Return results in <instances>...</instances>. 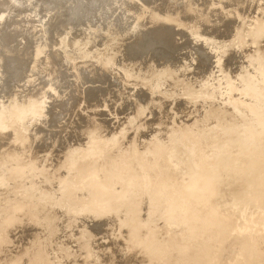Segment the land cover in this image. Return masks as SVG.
Instances as JSON below:
<instances>
[{
	"label": "rangeland",
	"instance_id": "obj_1",
	"mask_svg": "<svg viewBox=\"0 0 264 264\" xmlns=\"http://www.w3.org/2000/svg\"><path fill=\"white\" fill-rule=\"evenodd\" d=\"M5 215L8 264H264V0H0Z\"/></svg>",
	"mask_w": 264,
	"mask_h": 264
},
{
	"label": "bare ground",
	"instance_id": "obj_2",
	"mask_svg": "<svg viewBox=\"0 0 264 264\" xmlns=\"http://www.w3.org/2000/svg\"><path fill=\"white\" fill-rule=\"evenodd\" d=\"M151 1V0H150ZM153 2V1H152ZM154 5V4H153ZM189 7H191V6H189ZM135 8V7H134ZM34 12V11H33ZM150 12H151V10H150ZM32 13V12H31ZM159 14V13H158ZM157 15V14H156ZM7 19V18H6ZM76 20V19H75ZM167 21V20H166ZM27 25V24H26ZM168 27H169V25H168ZM167 26L165 27V28H168ZM173 27V26H172ZM31 28V27H30ZM160 28V27H159ZM159 28H158V30H159ZM161 28H162V26H161ZM163 29V28H162ZM162 29H160L161 31H164V30H162ZM170 29L171 28H168V31H170ZM159 30V31H160ZM143 31V30H142ZM156 32H158L157 31V29L155 30ZM154 31V32H155ZM154 33V34H158V33ZM145 33V32H144ZM151 34V33H150ZM167 34V33H166ZM142 35V34H141ZM143 36V35H142ZM150 36V35H149ZM153 36V34L151 35V37ZM156 36V35H155ZM150 37V38H151ZM150 41V40H149ZM148 41V42H149ZM22 47V46H21ZM82 47V46H81ZM36 50V49H35ZM139 52V51H138ZM131 53V52H130ZM132 55V54H131ZM134 55V54H133ZM132 55V56H133ZM136 55V54H135ZM129 69V68H128ZM43 73V72H42ZM39 82V81H38ZM26 88V87H25ZM38 92V91H37ZM88 92V91H87ZM35 94V93H34ZM93 114V113H92ZM95 114V113H94ZM91 115V114H90ZM90 115H89V118H90ZM94 116H96V115H94ZM93 116V117H94ZM92 117V116H91ZM52 118V117H51ZM89 118H87L88 119V121L87 122H89V124H93L94 125V127L90 130L91 131V133H90V137H89V139H92V138H94L95 136H94V133L96 132V130L98 129V127H101L102 126V123L100 124L98 121V118L95 120L94 118H91V119H89ZM86 119V120H87ZM98 120V121H97ZM101 120V119H100ZM86 122V123H87ZM16 128V127H15ZM88 135V134H87ZM97 135V134H96ZM61 138V137H60ZM125 141V140H124ZM56 151V150H55ZM58 153V152H57ZM131 155V154H130ZM158 155V154H157ZM126 156H127V154H126ZM162 156V155H161ZM88 157H89V155L88 154H86L85 156H83V159L84 160H87L88 159ZM128 158H130L129 160L130 161H128V160H125L126 162V164H128V165H130V164H134L133 162L135 161L134 159H132V157H129V156H127ZM126 157V158H127ZM125 158V157H124ZM122 159V158H121ZM133 162H132V161ZM123 162V161H122ZM124 163V162H123ZM137 162L135 161V164H136ZM120 165H121V163H119ZM126 164H125V168L124 169H126L127 168V166H126ZM148 165L150 164L149 162L147 163ZM110 165V164H109ZM108 165V166H109ZM16 166V165H15ZM117 166V165H116ZM132 166V165H131ZM136 166V165H135ZM18 167V166H17ZM129 167V166H128ZM133 167V166H132ZM137 167V166H136ZM119 168V167H118ZM121 168H122V170H123V167L121 166ZM133 169H135V168H133ZM163 169V168H162ZM112 171V170H111ZM128 170H124L123 172H127ZM161 171V170H160ZM77 172L78 173H80L81 171L80 170H77ZM120 172V171H119ZM118 172V173H119ZM148 172H150V171H148ZM159 172V171H158ZM110 173V172H109ZM115 173V172H114ZM124 174V173H123ZM126 174V173H125ZM153 174V173H152ZM155 174V173H154ZM201 175V174H200ZM204 175V174H203ZM122 176V175H121ZM120 176V174H119V177H121ZM159 177H160V175H158ZM207 176V175H206ZM57 177V176H56ZM113 177V176H112ZM144 177H146V176H144ZM147 177H148V175H147ZM150 177V176H149ZM118 178V177H117ZM138 178H140V177H138ZM158 178V177H157ZM206 178V177H205ZM110 179V178H109ZM115 179H116V177H115ZM120 179V178H119ZM122 179H123V177H122ZM125 179H127L126 177H125ZM156 179V178H155ZM164 179H165V177H164ZM111 180H112V178H111ZM110 180V181H111ZM128 180V179H127ZM133 180H134V178H133ZM144 180V179H143ZM92 181H94V180H92ZM113 181V180H112ZM111 181V182H112ZM117 181H119V180H117ZM123 181V180H122ZM131 181H132V179H131ZM137 181L138 180H136V185L138 186L139 185V183L142 181H138L139 183L137 184ZM98 183H101V184H104L103 183V181H101V180H99V181H97ZM109 182V181H108ZM116 182V181H115ZM121 182V181H120ZM119 182V183H120ZM133 182H135V181H133ZM74 183L75 182H73V185H74ZM118 183V182H117ZM123 183V182H122ZM191 183L192 184H200V183H202V181L201 180H198V179H192L191 180ZM110 184V183H109ZM115 184V183H114ZM130 184V183H129ZM142 184V183H141ZM140 184V185H141ZM209 185H210V183H208ZM116 185V184H115ZM120 185H122V184H119L118 186H120ZM132 186H133V184H131ZM212 185V184H211ZM210 185V186H211ZM141 186H143V185H141ZM96 187V186H95ZM121 187H124V188H122L121 189V191H119V192H117V193H115L112 197L110 196L108 199L106 198V199H104L102 202H104V203H106V205H107V208H106V210H108L107 212L108 213H111V212H113V211H115L116 209H119L121 206H120V204L122 203V202H124L125 200L124 199H126L127 197H129L131 194H132V192H133V190H132V187H130L127 183H123V185L121 186ZM134 187V186H133ZM208 187V186H207ZM136 188V187H135ZM139 188V187H138ZM141 188V187H140ZM157 188V187H156ZM141 189H143V188H141ZM141 189H140V191H141ZM155 189V187L153 188V190ZM186 189V188H185ZM149 190V189H148ZM152 190V191H153ZM157 190V189H156ZM210 190H211V188H210ZM209 190V191H210ZM159 191V190H158ZM157 191V192H158ZM161 191H163L164 192V190L162 189ZM99 192V191H98ZM155 192V191H154ZM157 192H155V193H157ZM204 192V191H203ZM207 192H208V190H207ZM206 192V193H207ZM149 193V192H148ZM153 194V193H152ZM151 194V196H153ZM160 192H159V194H157V196L159 195L160 196ZM163 194V193H162ZM186 194V193H185ZM68 195H70V194H68ZM99 195V194H98ZM142 195V194H141ZM149 195V194H148ZM156 195V194H155ZM154 195V196H155ZM150 196V197H151ZM163 196H164V194H163ZM166 197V196H165ZM164 197V198H165ZM157 198H162V196L161 197H157ZM101 199V198H100ZM155 198H153V200H154ZM186 199V198H185ZM152 200V199H151ZM150 200V201H151ZM159 200H163V198L162 199H159ZM156 201V199L154 200V203H156L155 202ZM165 201V200H164ZM187 201V200H186ZM158 202V201H157ZM162 202V201H161ZM165 203V202H164ZM151 204V203H150ZM151 206H153V204L151 205ZM156 206V205H155ZM150 207V206H149ZM159 207H161V206H159ZM96 208V207H95ZM12 210L13 211H16V210H18L16 207H13L12 208ZM127 209H123L122 210V212L123 211H126ZM152 210V209H151ZM155 210V209H154ZM158 210V209H157ZM172 211V210H171ZM207 211V210H206ZM205 211V212H206ZM209 211V210H208ZM212 211V210H211ZM6 212V211H5ZM129 211H127V213H128ZM185 212V211H184ZM153 213V212H152ZM174 213V212H173ZM126 214V213H125ZM186 214V213H185ZM196 214V213H195ZM198 214V213H197ZM156 215H157V213H156ZM163 215V214H162ZM161 215V216H162ZM187 215V214H186ZM198 216V215H197ZM202 216H204V215H202ZM148 217V216H147ZM155 217V216H154ZM159 217V216H158ZM163 217V216H162ZM170 217V216H169ZM171 217H172V215H171ZM201 217V216H200ZM2 218V217H1ZM157 218V217H156ZM155 218V219H156ZM158 219V218H157ZM159 219H160V217H159ZM197 219V218H196ZM201 219V218H200ZM3 221H0V236H1V234H3L4 232H3V230H1L2 228H3V226L4 227H7V226H10V222H13L14 220H15V218H14V216H12V215H5V217L2 219ZM198 221V220H197ZM199 221H201V220H199ZM186 223H188V222H186ZM193 223H194V221H193ZM198 223V222H197ZM201 223V222H200ZM141 224V223H140ZM189 225V224H188ZM139 226V225H138ZM193 226V225H192ZM211 226H212V224H211ZM33 227V226H32ZM209 227V226H208ZM208 227H207V229H208ZM139 229H140V227H138ZM211 228V227H210ZM209 228V229H210ZM5 229V228H4ZM33 230H34V228H33ZM204 230H205V227H204ZM215 229H213V230H211V231H214ZM10 231V230H9ZM16 231V230H15ZM138 231V230H137ZM136 231V232H137ZM209 231V230H208ZM210 231V232H211ZM207 232V231H206ZM12 233V232H11ZM208 233V232H207ZM209 234V233H208ZM211 234H213V232L211 233ZM17 236V235H16ZM15 236V237H16ZM5 237V239H4V241H6V243H7V237L6 236H4ZM14 237V238H15ZM0 240H1V238H0ZM3 241V242H4ZM24 241V240H23ZM22 241V242H23ZM147 243V242H146ZM149 243L151 244V242L149 241ZM150 244L148 245V244H146V245H148V246H150ZM1 246H2V244H0V252L2 251L1 250ZM147 246V247H148ZM185 246V245H184ZM146 247V248H147ZM9 248V247H8ZM150 251V250H149ZM35 252V251H34ZM149 254V256L151 255L150 253H148ZM193 254H195V252L193 253ZM146 255V254H145ZM33 256H34V254H33ZM148 256V257H149ZM194 256V255H193ZM8 257V256H7ZM22 257V259H16V260H13V261H11V262H18L19 264H22L23 263V261L24 260H30V264H45V262H43V260H42V257H31V256H28V255H24V256H21ZM3 261V262H2ZM2 261H0V264H8V263H10V261L9 262H6V263H4V260L2 259Z\"/></svg>",
	"mask_w": 264,
	"mask_h": 264
}]
</instances>
